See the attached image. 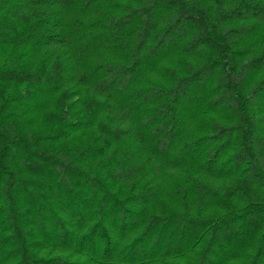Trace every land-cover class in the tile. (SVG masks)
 Returning a JSON list of instances; mask_svg holds the SVG:
<instances>
[{
	"label": "trees",
	"instance_id": "trees-1",
	"mask_svg": "<svg viewBox=\"0 0 264 264\" xmlns=\"http://www.w3.org/2000/svg\"><path fill=\"white\" fill-rule=\"evenodd\" d=\"M0 264H264V0H0Z\"/></svg>",
	"mask_w": 264,
	"mask_h": 264
}]
</instances>
